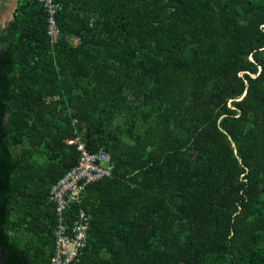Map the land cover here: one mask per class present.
<instances>
[{
	"label": "trees",
	"instance_id": "obj_1",
	"mask_svg": "<svg viewBox=\"0 0 264 264\" xmlns=\"http://www.w3.org/2000/svg\"><path fill=\"white\" fill-rule=\"evenodd\" d=\"M56 2L54 46L36 1L0 31L6 263L50 264L79 138L114 167L73 264H264V0Z\"/></svg>",
	"mask_w": 264,
	"mask_h": 264
},
{
	"label": "built area",
	"instance_id": "obj_2",
	"mask_svg": "<svg viewBox=\"0 0 264 264\" xmlns=\"http://www.w3.org/2000/svg\"><path fill=\"white\" fill-rule=\"evenodd\" d=\"M15 3L36 1L46 13V35L51 46H54L61 34L57 17L62 10L56 0H14ZM76 45L78 38H73ZM68 145H75L78 160L67 173L51 188L49 200L55 205L56 223L52 231L53 251L50 264H73L79 260L87 246L90 226L89 215L82 207L85 189L104 178H111L113 162L103 148L89 151L79 138L67 140ZM76 205L74 222L67 224L66 212L70 206Z\"/></svg>",
	"mask_w": 264,
	"mask_h": 264
},
{
	"label": "crops",
	"instance_id": "obj_3",
	"mask_svg": "<svg viewBox=\"0 0 264 264\" xmlns=\"http://www.w3.org/2000/svg\"><path fill=\"white\" fill-rule=\"evenodd\" d=\"M17 5L14 0H0V31L12 20Z\"/></svg>",
	"mask_w": 264,
	"mask_h": 264
},
{
	"label": "water",
	"instance_id": "obj_4",
	"mask_svg": "<svg viewBox=\"0 0 264 264\" xmlns=\"http://www.w3.org/2000/svg\"><path fill=\"white\" fill-rule=\"evenodd\" d=\"M0 264H7L5 259L3 258V252L0 249Z\"/></svg>",
	"mask_w": 264,
	"mask_h": 264
}]
</instances>
